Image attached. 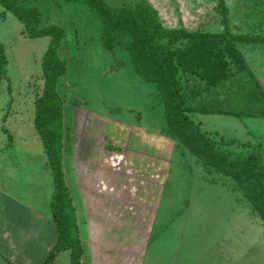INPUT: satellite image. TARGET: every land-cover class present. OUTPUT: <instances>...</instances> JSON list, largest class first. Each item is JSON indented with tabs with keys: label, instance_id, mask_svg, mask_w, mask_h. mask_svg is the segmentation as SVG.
I'll return each mask as SVG.
<instances>
[{
	"label": "rangeland",
	"instance_id": "374dc122",
	"mask_svg": "<svg viewBox=\"0 0 264 264\" xmlns=\"http://www.w3.org/2000/svg\"><path fill=\"white\" fill-rule=\"evenodd\" d=\"M104 1L113 6H131L135 2ZM146 1L157 10L165 26L211 31L223 27L215 8L217 0ZM225 2L231 30L264 29V0ZM27 5L39 11L38 26L58 24L63 28L57 55L65 63V72L56 82L63 102L61 161L83 247L82 264H91L90 235L76 167L85 169L83 182L91 184L86 169L98 162L106 164L100 156L103 140L113 142L107 147L115 149L120 161L132 157V163L113 167L110 178L141 188L139 198L148 200L155 213L150 218L153 235L137 257L139 264H264V221L231 178L203 166L200 159L166 132L155 85L138 76L127 51L103 47L100 23L90 9L82 2L67 0H29ZM22 30V22L0 4V54L6 60L5 72L0 76V163L4 167L16 150L19 168L24 173L26 168L33 170L29 178L34 185L27 186L25 181H20V185L31 195L35 209L52 221L53 175L33 126V100L42 87L40 62L49 37H29ZM237 46L264 86V58L258 55L252 61L246 53L247 44ZM245 78L244 74H236L234 84L226 81L224 86L202 90L192 101L202 98L222 103L224 96ZM197 85L194 80L189 81L190 87ZM189 116L231 158L243 157L254 149L264 164V117L198 112ZM144 129L150 133L142 136ZM129 147L131 155L121 152ZM152 149L159 163H153L151 155L147 159V155L140 154L138 158L134 154L136 150L149 153ZM106 165L111 168L110 163ZM159 165L161 168L155 171ZM104 170L103 174L95 172L94 178H104ZM154 175L156 182L162 184L150 186L153 190L147 194L143 188L149 186ZM130 204L133 209L145 208ZM103 234L112 235L105 228ZM50 264H71L69 250L57 253Z\"/></svg>",
	"mask_w": 264,
	"mask_h": 264
},
{
	"label": "trees",
	"instance_id": "16d2710c",
	"mask_svg": "<svg viewBox=\"0 0 264 264\" xmlns=\"http://www.w3.org/2000/svg\"><path fill=\"white\" fill-rule=\"evenodd\" d=\"M28 1L0 0V4L22 22L25 35L49 37L40 62L42 87L33 100V126L52 170L50 211L57 234L40 264H50L54 256L65 249L69 250L71 264H82L74 206L64 181L61 161L63 102L56 90V82L65 72V63L57 55L63 28L58 24L38 26L39 11L28 6ZM67 1H79L87 6L100 23L103 47L108 50L119 47L127 51L138 76L155 85L163 107L166 132L200 159L203 166L231 178L264 221V164L258 152L251 149L243 157L231 158L228 151L221 149L216 140L189 116L191 112H198L264 117V89L237 46L242 42L264 43V29L231 30L225 0H217L215 5L223 25L216 31L165 26L157 10L146 0H135L131 6H113L104 0ZM5 63L1 53L0 76L5 72ZM236 74H244L246 78L224 96L222 103L217 99L192 101L202 90L224 86L226 81L234 84ZM190 80L198 85L190 87ZM108 145L112 146L107 143L106 147Z\"/></svg>",
	"mask_w": 264,
	"mask_h": 264
},
{
	"label": "crops",
	"instance_id": "0c3cea01",
	"mask_svg": "<svg viewBox=\"0 0 264 264\" xmlns=\"http://www.w3.org/2000/svg\"><path fill=\"white\" fill-rule=\"evenodd\" d=\"M246 44L248 46L246 53L252 58V61H255L258 55L264 58V43ZM247 65L261 88L264 89L249 62ZM146 132L149 131L144 129L142 133L138 132V134L141 133L142 136H145ZM107 143L105 140L101 142L100 156L103 162L111 164V168L100 162L87 168L86 171L91 176L89 179L91 184L86 185L83 182L85 169L76 167V176L89 224L88 241L91 264H139L137 257L142 254L145 242L148 244L151 235H153L154 225L150 218L153 219L155 213L150 210L151 206L147 204L148 200L139 198L141 188L137 189L132 184L126 186L120 184L118 180L110 178L113 175V167L119 168L121 164L132 163L130 161L132 157L129 156L128 160L120 161L115 155V149L106 147ZM109 143L113 144L112 141ZM153 149L149 153H141L140 150H136L134 154L137 157H140V154L147 155V159L150 158L148 155H151L153 163H159L156 162L159 158L154 154ZM121 152L130 155L132 153L130 147L124 148ZM13 154V157L4 163V167L0 163V264H40L55 242L56 227L53 220H49L47 215L35 209L32 205L31 195L28 196L27 189H23L20 185V181H25L27 186L34 185L29 178L33 170L26 168L24 173L19 168L16 150ZM2 158L3 154L0 153V160ZM160 168L159 165L154 170ZM103 170L104 178L99 180L94 178V176L96 177L95 172L99 171L101 174ZM12 172L19 174L15 173L14 175ZM153 177L149 186L143 188L147 194L153 190L150 186L159 187L162 184L156 182L155 175ZM130 203L137 204V207L142 204L145 208L133 209V205ZM104 228L112 235L103 234ZM112 242L114 243L112 244ZM116 244L118 247L115 246Z\"/></svg>",
	"mask_w": 264,
	"mask_h": 264
}]
</instances>
